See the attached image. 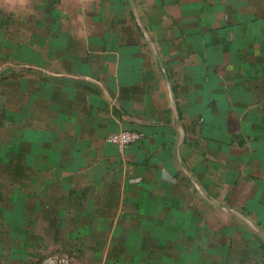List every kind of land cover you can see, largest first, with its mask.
I'll return each mask as SVG.
<instances>
[{"label":"crops","instance_id":"0c3cea01","mask_svg":"<svg viewBox=\"0 0 264 264\" xmlns=\"http://www.w3.org/2000/svg\"><path fill=\"white\" fill-rule=\"evenodd\" d=\"M50 253L264 264V0H0V264Z\"/></svg>","mask_w":264,"mask_h":264},{"label":"built area","instance_id":"2783aa9c","mask_svg":"<svg viewBox=\"0 0 264 264\" xmlns=\"http://www.w3.org/2000/svg\"><path fill=\"white\" fill-rule=\"evenodd\" d=\"M144 133L136 130H122L112 132L106 137V141L119 147H125L142 140ZM39 264H72L71 257L63 253H50Z\"/></svg>","mask_w":264,"mask_h":264}]
</instances>
